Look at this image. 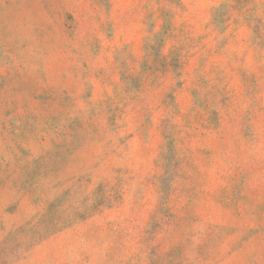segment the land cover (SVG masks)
I'll return each instance as SVG.
<instances>
[{"label": "rangeland", "instance_id": "rangeland-1", "mask_svg": "<svg viewBox=\"0 0 264 264\" xmlns=\"http://www.w3.org/2000/svg\"><path fill=\"white\" fill-rule=\"evenodd\" d=\"M0 264H264V0H0Z\"/></svg>", "mask_w": 264, "mask_h": 264}]
</instances>
